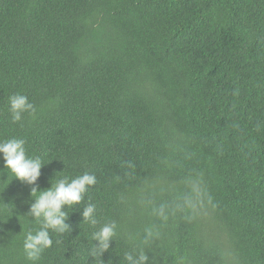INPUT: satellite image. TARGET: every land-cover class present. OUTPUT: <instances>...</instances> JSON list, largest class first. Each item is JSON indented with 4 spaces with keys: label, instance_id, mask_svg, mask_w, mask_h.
Segmentation results:
<instances>
[{
    "label": "trees",
    "instance_id": "1",
    "mask_svg": "<svg viewBox=\"0 0 264 264\" xmlns=\"http://www.w3.org/2000/svg\"><path fill=\"white\" fill-rule=\"evenodd\" d=\"M16 93L35 114L13 124ZM10 138L46 164L41 190L97 180L38 264H127L140 247L148 264H264V0H0ZM31 202L0 158V264H29ZM111 222L93 257L91 234ZM148 227L158 235L144 244Z\"/></svg>",
    "mask_w": 264,
    "mask_h": 264
},
{
    "label": "clouds",
    "instance_id": "2",
    "mask_svg": "<svg viewBox=\"0 0 264 264\" xmlns=\"http://www.w3.org/2000/svg\"><path fill=\"white\" fill-rule=\"evenodd\" d=\"M9 111L12 123L22 121L25 113L35 114V107L29 101L27 95L16 93L9 97ZM24 139L10 138L0 140V158L3 160L4 169L10 173L14 179L30 186V203L28 216L37 225L34 229H29L23 239V252L29 264H38L42 254L53 245L51 234H65L72 230V225L68 222V209L79 206L84 200L90 187L97 183L96 177L88 172L75 178L62 177L51 181V187L41 190L38 180L41 177V170L46 165L41 158L30 157L27 154ZM67 209V210H65ZM82 222L92 226L97 225L96 205L88 203L80 213ZM153 214L162 221H167L168 215L164 205L153 209ZM117 224L115 222L106 223L91 234L94 243L91 255L93 257L103 256L108 252L111 242L117 235ZM144 244L155 238L158 233L152 227L144 230ZM124 260L127 264H148L149 255L144 247L133 254L126 253Z\"/></svg>",
    "mask_w": 264,
    "mask_h": 264
}]
</instances>
